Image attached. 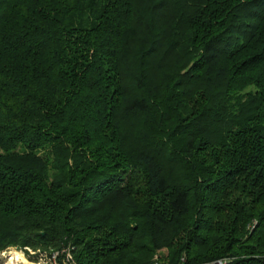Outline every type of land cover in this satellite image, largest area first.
Masks as SVG:
<instances>
[{"label": "trees", "instance_id": "trees-1", "mask_svg": "<svg viewBox=\"0 0 264 264\" xmlns=\"http://www.w3.org/2000/svg\"><path fill=\"white\" fill-rule=\"evenodd\" d=\"M8 245L264 264V0H0Z\"/></svg>", "mask_w": 264, "mask_h": 264}, {"label": "rangeland", "instance_id": "rangeland-1", "mask_svg": "<svg viewBox=\"0 0 264 264\" xmlns=\"http://www.w3.org/2000/svg\"><path fill=\"white\" fill-rule=\"evenodd\" d=\"M62 247H67V249L70 250V253L73 256V252H72L73 245H65V246H61V248ZM3 249H6L5 250L6 254H8L7 252L11 251L12 257L14 255L15 251H16V253L21 255V259L15 260V262H16L15 264H59L60 260L63 263H65L62 260L64 258V255L61 254V252H60V255L58 256L57 263L56 262L51 263L50 260H47V258H46L49 254V251H51L52 249L60 250L59 248H51V247L44 248L41 246H30V245H8V246H5ZM167 253H168L167 247H160V248L155 250V252L153 254V258L159 262L160 261L162 262L163 259L164 260L166 259L165 256L167 255ZM3 259H4V257L1 258L0 264L4 263V262H2ZM219 260L222 261V259H219ZM9 262L11 263V258H10ZM213 262H214V264H216V262H218V259L214 260Z\"/></svg>", "mask_w": 264, "mask_h": 264}, {"label": "built area", "instance_id": "built-area-1", "mask_svg": "<svg viewBox=\"0 0 264 264\" xmlns=\"http://www.w3.org/2000/svg\"><path fill=\"white\" fill-rule=\"evenodd\" d=\"M6 249H2L0 250V262H1V258L4 257V259L2 260V262H4L3 264H11L9 262L10 260V257H11V254L12 252L9 251L7 252L8 254H6L5 252ZM60 252L61 254L64 255V258L62 259L65 263L67 264H76L72 254L70 253V250L67 249V247H62L60 250L58 249H52L51 251H49V254L48 256L46 257L47 260H50V262H56L57 263V259H58V256L60 255ZM47 255V254H46ZM213 262V261H212ZM211 264H214V262ZM223 261L219 260L218 259V262H216V264H222ZM151 264H158V261L157 260H154Z\"/></svg>", "mask_w": 264, "mask_h": 264}, {"label": "bare ground", "instance_id": "bare-ground-1", "mask_svg": "<svg viewBox=\"0 0 264 264\" xmlns=\"http://www.w3.org/2000/svg\"><path fill=\"white\" fill-rule=\"evenodd\" d=\"M10 258H11V264H15L16 263L15 260H20L21 255L16 253V251H15L13 257L11 256Z\"/></svg>", "mask_w": 264, "mask_h": 264}]
</instances>
